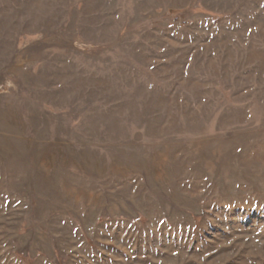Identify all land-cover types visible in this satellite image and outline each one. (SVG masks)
<instances>
[{
  "label": "rangeland",
  "instance_id": "374dc122",
  "mask_svg": "<svg viewBox=\"0 0 264 264\" xmlns=\"http://www.w3.org/2000/svg\"><path fill=\"white\" fill-rule=\"evenodd\" d=\"M0 264H264V0H0Z\"/></svg>",
  "mask_w": 264,
  "mask_h": 264
}]
</instances>
